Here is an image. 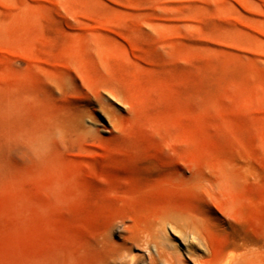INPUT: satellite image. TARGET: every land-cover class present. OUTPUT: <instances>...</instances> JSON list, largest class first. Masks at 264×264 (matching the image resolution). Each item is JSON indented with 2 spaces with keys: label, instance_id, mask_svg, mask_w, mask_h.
I'll use <instances>...</instances> for the list:
<instances>
[{
  "label": "rangeland",
  "instance_id": "rangeland-1",
  "mask_svg": "<svg viewBox=\"0 0 264 264\" xmlns=\"http://www.w3.org/2000/svg\"><path fill=\"white\" fill-rule=\"evenodd\" d=\"M173 214L264 253V0H0V264H151Z\"/></svg>",
  "mask_w": 264,
  "mask_h": 264
},
{
  "label": "bare ground",
  "instance_id": "bare-ground-1",
  "mask_svg": "<svg viewBox=\"0 0 264 264\" xmlns=\"http://www.w3.org/2000/svg\"><path fill=\"white\" fill-rule=\"evenodd\" d=\"M166 225H170L172 232L182 236L181 242L185 246L184 254L181 250L171 247L165 233ZM140 241L141 244L136 248L148 255L151 264L154 263L153 250L155 255L167 264H186L187 258L196 264H264L262 250L259 251L251 245H244L242 251L233 252L230 255L224 251L213 253L206 246L198 224L191 218L178 214L159 219L153 228L145 232ZM199 250H203V254H199ZM113 257L124 264H131L135 258L128 248H119Z\"/></svg>",
  "mask_w": 264,
  "mask_h": 264
}]
</instances>
